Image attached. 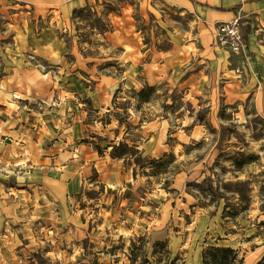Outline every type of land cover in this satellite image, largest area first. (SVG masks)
I'll return each mask as SVG.
<instances>
[{"label":"rangeland","instance_id":"1","mask_svg":"<svg viewBox=\"0 0 264 264\" xmlns=\"http://www.w3.org/2000/svg\"><path fill=\"white\" fill-rule=\"evenodd\" d=\"M77 1L0 0V264L261 259L264 22L244 0ZM233 8L239 52L208 15Z\"/></svg>","mask_w":264,"mask_h":264},{"label":"trees","instance_id":"2","mask_svg":"<svg viewBox=\"0 0 264 264\" xmlns=\"http://www.w3.org/2000/svg\"><path fill=\"white\" fill-rule=\"evenodd\" d=\"M235 8H233L234 10ZM154 90V86H146L137 92V100L139 103L150 101V94ZM124 149V150H123ZM127 146L113 145L111 150V156L113 158L121 157L127 154L129 151ZM128 150L130 148L128 147ZM131 151H135V148H131ZM203 264H244V258L240 256L237 249L231 246H210L203 253ZM255 264H264V256L259 259Z\"/></svg>","mask_w":264,"mask_h":264},{"label":"crops","instance_id":"3","mask_svg":"<svg viewBox=\"0 0 264 264\" xmlns=\"http://www.w3.org/2000/svg\"><path fill=\"white\" fill-rule=\"evenodd\" d=\"M7 2V4L12 5L14 1H18L20 3H18V5L21 6V4H25L27 2L34 4L35 7L37 6H46L47 7V11L50 12L53 17H56V14L53 12L57 10V7L60 6V9L64 8V5H66V7L68 6L67 9H65L64 13H63V17H67L68 15H71V12L73 11L74 8H76L79 5H84L83 1L80 2H76V4H74L73 2L71 3H65L67 0H5ZM264 8V0H244V4L241 7V10L244 12H252L254 15L256 14V16L261 19L264 22V14H260L259 12H261V10ZM218 11V12H217ZM211 14H207L214 20L217 21V19L219 18H233L237 13H239L238 10L234 9V10H228V11H220L217 10ZM61 15V14H60ZM257 30V29H256ZM258 31V30H257ZM261 258V257H260Z\"/></svg>","mask_w":264,"mask_h":264},{"label":"built area","instance_id":"4","mask_svg":"<svg viewBox=\"0 0 264 264\" xmlns=\"http://www.w3.org/2000/svg\"><path fill=\"white\" fill-rule=\"evenodd\" d=\"M214 33L218 46H227L235 52L240 51L243 41L239 17H234L229 22H221Z\"/></svg>","mask_w":264,"mask_h":264},{"label":"bare ground","instance_id":"5","mask_svg":"<svg viewBox=\"0 0 264 264\" xmlns=\"http://www.w3.org/2000/svg\"><path fill=\"white\" fill-rule=\"evenodd\" d=\"M259 259H251L247 264H255Z\"/></svg>","mask_w":264,"mask_h":264}]
</instances>
